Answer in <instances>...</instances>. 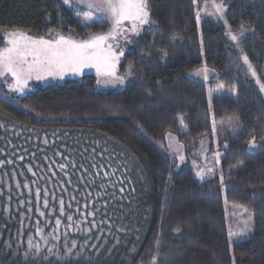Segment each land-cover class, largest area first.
I'll return each instance as SVG.
<instances>
[{"label":"trees","instance_id":"trees-1","mask_svg":"<svg viewBox=\"0 0 264 264\" xmlns=\"http://www.w3.org/2000/svg\"><path fill=\"white\" fill-rule=\"evenodd\" d=\"M223 3L231 29L247 31L238 46L214 21L198 28L192 0H148L149 24L125 55L133 74L123 90L100 91L85 76L13 98L0 83V264H264V148L246 149L253 137L264 147V93L241 58L264 72V0ZM84 14L61 0H0V33L83 39L107 29ZM202 60L236 99H214L209 110L206 85L187 78ZM212 121L221 123L224 199L253 219L250 239L232 246L219 178L200 181L189 163L175 169L167 152L169 132L188 153L212 138ZM26 190L29 213L13 196ZM45 196L41 222L34 201ZM38 228L51 249L31 252Z\"/></svg>","mask_w":264,"mask_h":264},{"label":"snow or ice","instance_id":"snow-or-ice-1","mask_svg":"<svg viewBox=\"0 0 264 264\" xmlns=\"http://www.w3.org/2000/svg\"><path fill=\"white\" fill-rule=\"evenodd\" d=\"M192 3L197 4V0H192ZM63 4L67 6L85 5L89 10H95L106 16L111 20V28L107 32H90L87 38L75 39L70 36L66 37L62 34H56L54 37L34 38L27 35L21 30H14L8 33V40L3 47H0V83L7 85L9 92L24 94L29 88L30 81H42L48 78L63 79L65 75H82L87 68H95L97 76L100 79L97 80V84H103L104 86H117L124 85L127 76H131L132 65H129V70L125 76H121L117 72V65L120 62V58L125 55L123 48L120 46V40L123 39L126 42L128 40V33L139 35L142 26L149 24L150 10L148 0H63ZM208 6V0H205V7ZM211 7L214 9L212 14L217 15L220 19L224 18L225 5L223 0L216 3V0H212ZM86 21H92L93 17L91 12L84 14ZM197 21L200 20V11L196 12ZM225 24L227 21L225 20ZM230 27V26H229ZM243 26H241V33L243 35ZM230 39L234 42L238 40V35L233 34L231 31L227 33ZM167 56V52H163L161 59ZM243 63L247 65V70L251 76L255 79V83L259 85V91L264 93V82L261 77L264 76V72L258 74L257 69L253 63L249 60V57L245 54L242 57ZM209 69L207 66L201 68L195 73L196 76H202L205 81L208 77ZM224 88L220 85L215 91L220 92ZM212 103V90H209V106ZM181 132H186V125H183ZM212 132H216V124L213 121ZM169 140L168 147L173 150L178 159L183 162L185 156L180 154V146L173 147L172 140L174 137L169 132L166 137ZM47 143V140L44 141ZM227 147V145H225ZM249 148L257 147L255 137L249 142ZM95 151V149H93ZM107 151V150H105ZM203 142L201 143V152H206ZM221 153L217 150L212 154L210 162L214 164L220 163ZM209 159L207 156L204 157ZM23 159V157H20ZM8 164L14 163L12 160L7 161ZM5 161L0 159V166H3ZM67 166L60 165L61 170ZM95 167V165H93ZM29 172H32V168H28ZM115 172V169L113 170ZM35 175V173H33ZM216 175L214 166L207 168L205 171L201 168L197 171L196 176L200 181H204L206 177ZM104 176H108V173H104ZM220 183H224V175L219 174ZM17 187H20L18 184ZM23 187L27 188L28 185L24 184ZM123 187L120 188V192H123ZM37 195H40L39 188L37 189ZM227 204V199H225ZM45 208L49 206V200L45 196L43 200ZM60 213H65V202L63 199L59 201ZM247 210L243 212L234 210L232 215L234 217L242 218L246 215ZM92 213H89L91 215ZM41 216L45 213L41 212ZM67 220L71 222L73 220L72 215H67ZM252 217L247 215L246 219H240V223L243 227H238L236 232L229 231V238L233 236H247L250 232L249 223ZM61 219L57 218L55 224L59 226ZM29 243H31L29 241Z\"/></svg>","mask_w":264,"mask_h":264},{"label":"rangeland","instance_id":"rangeland-1","mask_svg":"<svg viewBox=\"0 0 264 264\" xmlns=\"http://www.w3.org/2000/svg\"><path fill=\"white\" fill-rule=\"evenodd\" d=\"M61 1L63 2V0H61ZM211 3H212V0H208V6L207 7H205V0L202 1L200 4H195V21H196L197 27L199 28V24H200V22L203 19H208V20L214 21L215 23H217V24H219L220 26L223 27V29L225 31L226 38L231 43H233L234 45L238 46L239 41L247 34V31L244 30L242 36L239 35L241 33V30H239L237 32H234L231 29V26L228 24V22H227V24H225V20H226L225 19V12H224V18L223 19H220L217 15L212 14L214 12V9L211 7ZM216 3H219V2L216 1ZM67 7H69V8H73V7L82 8V9L85 10V13L86 12H91L92 17H93L92 21L101 20V21H103V22H105L107 24V29L105 31H102V32H107L111 28V20L110 19H108L106 16H104V15H102L100 13H97L95 10H89L83 4L74 5V6H67ZM225 10H226V8H225ZM197 11H200V20L199 21H197V19H196V12ZM147 26H148V24L142 26L141 31L144 28H146ZM141 31H140V33H141ZM229 31H231L233 34H237L238 35V40L236 42L232 41L230 39V37L227 35V33ZM10 32H12V31H3V32L0 33V40L3 42L2 47L6 44L8 38H9L8 33H10ZM56 34H62V33H59V32L52 33L48 37H46L44 39H48V38L54 37ZM27 35H29V34H27ZM62 35L66 36V37L70 36L72 38H75L74 36H72L70 34H62ZM139 35L128 33V40L130 42H126L123 39L120 40V46L123 48L125 55L131 49L134 40ZM75 39H77V38H75ZM77 40H79V39H77ZM125 55L120 58V62L117 65V72L121 76H125L126 73L129 70V64L125 62ZM204 66H206V65H205L204 61L202 60V64L198 68H196L193 71L189 72L187 74V78L192 80V81H194V82H198V83H202V84L206 85L208 106H209V90L210 89L212 90V101L214 99H217V98H220V97H223V96H228L230 98L236 99V92L234 90L226 91L223 88L220 92H216L215 91L222 84H220L219 82H216L218 80V73L213 68H210V67L207 66V68L209 69V71H208L209 79L207 81H205L202 76L198 77V76L195 75V73L198 72ZM85 76H92L95 79L96 88L98 90H100V91H109V90L120 91V90H123L126 87L127 83H128V76H127L126 79H125V83L122 86L121 85L104 86L103 84H97V80L100 79V77L97 76L96 69L95 68H87V69L84 70L82 75L67 74V75L64 76L63 79L48 78V79H45V80H42V81H35V80L30 81L29 82V88L22 95L21 94H17V93H11V92H9V90L7 88V85H5L3 83H1V85L4 88V90L8 93V95H10L11 97H13V98H21L24 95L32 92L36 87H38L40 85L62 84V83L67 82V81H81ZM211 105H212V103H211ZM210 109H211V107L209 106V110ZM212 124H213V121H212ZM215 124H216V129H217V127H219L221 123H215ZM172 136L174 137V139L171 141L172 144H173V147L180 146V154H183L185 156V158H186L185 161L181 162L178 159V157L174 154L173 150L168 147L169 140L166 138L167 152L175 160V169H178L180 166H182V165H184L186 163H189L191 168H192V170L195 173H197V171H199L201 168H203L205 171H207V168H211V167L214 166L216 175H213V176H210V177H206V179L213 178V177H218L219 178V174L221 173V160H222V156H223V151L218 146L216 132H215V134H213V132H212V138L211 139H202V140H200L199 143L188 153L185 152L184 146L179 141H177L175 136L174 135H172ZM202 142H203L204 148L207 149L206 152H201V143ZM249 142L246 145V149L249 152H252V153L259 152V151H262L263 148H264L262 145L257 144V143H256L257 147L249 148L248 147ZM217 150L221 153L220 163L219 164H214V162H210V160H211L212 154L214 152H216ZM205 156H207L209 159L206 160L204 158ZM220 191H221L222 199H223L222 200L223 212H224V216H225V223H226V229H227V236H228L229 246H232V245L237 244V243L248 241L250 239L251 235H252V232H253V219H251V221L249 223V227H250L251 230L247 234V236H242V237L241 236H233L230 239L229 238V231L231 230L233 232H236L238 230V227H243V225L240 223V219H246L247 215H250L252 217L251 213L247 210V213H246V215L244 217H242V218L234 217L232 215V212L234 210H238L240 212H243L245 209L240 208L238 206H234V205H230L228 203L227 204L225 203V199H224V194H225V191H226L225 183H223V185L221 184ZM18 193L19 194H13L14 198L17 200L18 205L23 207V211H26V212L29 213L31 211V203L29 201V197L30 196H29L28 190H26V192L24 194L21 191H18ZM6 201H8V199H6ZM24 202H26L25 206H24ZM34 204H35V207H36V215L38 217V220L41 221V222H45V217L40 215V213L44 212V210L46 209L44 207V205H43V200L40 202V200L36 198V200L34 201ZM6 208H7V206H6ZM56 227H58V226L56 225ZM35 236H36L35 239L32 238L30 240L31 243L28 244L29 250L31 252H38V251L44 249L45 246H47L48 249H51V244H49L48 240L41 235V229L38 228L36 230V235ZM49 238L51 239L50 241H52L53 243H56L55 242V238L53 236H51Z\"/></svg>","mask_w":264,"mask_h":264}]
</instances>
